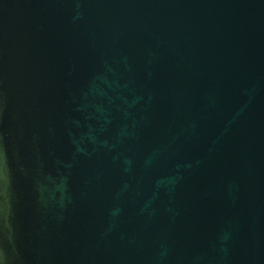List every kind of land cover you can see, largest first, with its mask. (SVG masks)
<instances>
[{"label": "water", "instance_id": "water-1", "mask_svg": "<svg viewBox=\"0 0 264 264\" xmlns=\"http://www.w3.org/2000/svg\"><path fill=\"white\" fill-rule=\"evenodd\" d=\"M0 264H264V0H0Z\"/></svg>", "mask_w": 264, "mask_h": 264}]
</instances>
